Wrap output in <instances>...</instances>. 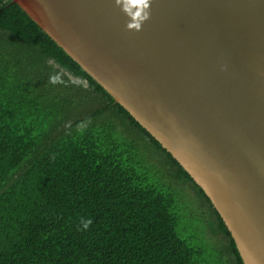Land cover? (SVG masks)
<instances>
[{"label": "trees", "instance_id": "obj_1", "mask_svg": "<svg viewBox=\"0 0 264 264\" xmlns=\"http://www.w3.org/2000/svg\"><path fill=\"white\" fill-rule=\"evenodd\" d=\"M55 73L64 83L48 82ZM0 264H243L189 174L11 0H0Z\"/></svg>", "mask_w": 264, "mask_h": 264}, {"label": "water", "instance_id": "obj_2", "mask_svg": "<svg viewBox=\"0 0 264 264\" xmlns=\"http://www.w3.org/2000/svg\"><path fill=\"white\" fill-rule=\"evenodd\" d=\"M203 190L243 264H264V0H11Z\"/></svg>", "mask_w": 264, "mask_h": 264}, {"label": "clouds", "instance_id": "obj_3", "mask_svg": "<svg viewBox=\"0 0 264 264\" xmlns=\"http://www.w3.org/2000/svg\"><path fill=\"white\" fill-rule=\"evenodd\" d=\"M114 4L128 18L125 23L127 31H141L143 24L151 18V0H114ZM48 82L61 84L64 80L61 73H55L49 76ZM90 223V220L86 221L84 227Z\"/></svg>", "mask_w": 264, "mask_h": 264}]
</instances>
